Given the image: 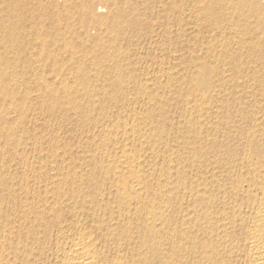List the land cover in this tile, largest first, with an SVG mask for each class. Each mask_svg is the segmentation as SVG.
<instances>
[{"label": "bare ground", "instance_id": "6f19581e", "mask_svg": "<svg viewBox=\"0 0 264 264\" xmlns=\"http://www.w3.org/2000/svg\"><path fill=\"white\" fill-rule=\"evenodd\" d=\"M140 2L0 0V40L39 41L47 45V51L57 47L49 43L53 38L61 41L66 29H75L80 10L82 24L76 34L80 42L90 45L89 51L85 48L78 58L72 55L69 69L52 65L58 74H67L70 79L72 75L71 81L77 78L78 88L69 86L65 75L58 85L48 82L42 72L28 80L50 98L57 92L63 94L62 106L72 109L74 116L71 96L89 95L94 90L93 84L91 91L83 88L91 83L89 75L78 79L81 65L90 68L92 77L103 87L148 100L144 101V111L134 113L133 118L125 116L122 122L114 116L121 124L112 121V116L95 119L89 126L86 120L77 121L84 130L92 128L86 130L91 143L84 152V145L77 141L69 146L80 149L89 160L80 157V161L70 158L66 162L67 153L63 147L62 153L57 141L53 142V153L45 157L40 146L47 138L20 129L26 119L24 106L10 86L19 84L21 75H14L8 64L0 65V264H264V112L252 113L248 129L241 127L242 121H235L234 115H228L222 125L226 137L217 143V121L221 118L208 114L216 107L222 112L229 109L227 101L214 99L216 87L231 82L226 72H264V0ZM141 6L160 8L163 18L170 16V24L163 23V30L159 29L158 36H149L148 43H158L164 35L171 37L181 43L177 53L191 59L183 63L181 56L179 61V66L193 72L180 112L185 116L182 127L187 136L176 139L182 152L170 150L171 121L169 112L163 110L164 105L167 109L171 105L170 88L179 81L177 72L170 70V64H156L152 58L150 62L155 64L148 67L154 69V76L125 77L137 63H128L122 49L118 51L120 46L114 51L117 29L106 26L136 28L146 16L140 14V9L147 11ZM84 21L96 29L98 37H90ZM62 23L65 30L59 27ZM103 36L113 39L112 45L100 44ZM3 50L11 52L13 47L7 45ZM42 57L52 58L49 53ZM106 62L111 64L104 65ZM103 66L108 68L101 73L98 67ZM237 84L248 89L259 86L252 76L243 77ZM160 89L163 92H158ZM29 96L27 93L26 101ZM152 119L157 124L149 123ZM31 152L36 154L29 157ZM143 152L147 157L141 155ZM158 159L166 164L162 162L163 169L156 168Z\"/></svg>", "mask_w": 264, "mask_h": 264}, {"label": "rangeland", "instance_id": "374dc122", "mask_svg": "<svg viewBox=\"0 0 264 264\" xmlns=\"http://www.w3.org/2000/svg\"><path fill=\"white\" fill-rule=\"evenodd\" d=\"M143 1L144 0H141V2H143ZM140 8L145 9L147 7L141 6ZM157 9H158V11L161 10L160 8H157V7L156 8L154 7L153 10H151V8H147V11H146V9H145V11L140 9V11H141V12L139 11L140 14L146 15V16H143L142 22L138 26H136V28H134V29H131V28L125 29V28H122V26H120V25L116 26V25L110 24V23H108L106 26H108V29L113 30V31L115 29H117V33H118L117 39H116L117 43H116V47L115 48L113 47L114 51H117V48H118L117 46H120V48H118V51H120L122 49L121 53L124 54L125 57L129 58L128 63H131V64L137 63L136 65H131L133 68L135 67V70L134 69L129 70L130 75H129V73H126L125 77L132 76V74H134L135 77H137L136 79H140V78L143 79V77H145V74L146 75L148 74V77L150 76L149 78H151L152 76H154L155 72L153 73L154 69H151V67L149 68L148 66L154 65L155 63L157 64V62L160 63V61H163L165 63L170 64V70L173 69L171 71H173L174 73L177 72L176 75L179 77L178 78L179 81L175 80L173 82V85H172V87L173 86L174 87L170 88L169 96H170V99H172V100H170L171 105H170V103L166 104L167 107L170 105L168 107V109L165 108L166 106L164 105L163 110H164V112H169L168 116H169L170 121H171L170 122V140H171L170 141L171 142L170 143V150H172L173 152L175 151L174 153H178V150H180L179 152H182L183 148L180 147V143H178L179 141L176 139H178L179 137H183V135H184V137L187 136V132L185 130H183V127H182L184 117H185V116L183 117V114H181L182 111L184 110L183 106H185V102L183 103L182 100L184 97H186V94L189 93V92H186V91H188V90H186V85L188 84L189 79L193 76V72H191V70H188V68H184V66H179L182 60L183 61L186 60L187 62L191 60L189 56L187 57L186 55H183V54L181 55L180 53H177V50L179 49V46L181 44L179 42V40H178V42L177 41L175 42L171 37L168 38L166 36V38H165L164 37L165 35H164L161 38L158 37L159 38L158 43L154 44V40L152 41L151 44L148 43V42H150L149 36H153V35L158 36L161 32L160 30H163L162 26L165 23L170 24V20H169L170 16H168L169 19L167 17H165L166 19L163 18L164 15L162 14V12L159 11L157 13L156 12ZM151 11H152V13H151ZM76 14H77L76 20L74 23L75 29H73L69 32H68V29H66V31L68 33L67 32L65 33L66 35L63 36L64 39L62 38L61 41L58 37H55V38H53V40H51V42H49L52 45L53 44L57 45V47L54 48V51H53V49H52V51H49V50L47 51V45L42 46V44H40L41 42H39V41H31V42L30 41H13V42L11 41L10 42L11 44H10V43H4L0 40V42H1L0 43V47H1V49H0V57H1L0 58V65L4 66V65L8 64V65L12 66L11 70H13L14 75L15 74L21 75L20 78L22 81L19 84H13L12 86H10L11 90H13L14 94L16 95V100H18V103L21 102V104H22L21 106H24L23 110H24L26 119L23 120V122H22L23 124L21 123L20 129L24 130V132L26 130L27 131L26 133L30 134V135H33L36 133L38 136L44 135L43 137L47 138V140L50 143L47 140H44V141L42 140V145L40 146L41 147L40 149H42L43 156H45V157H47L48 154L53 153V151H54L53 142L57 141L58 145L61 146L60 150H62V147H63L64 148L63 150H65V152L67 153L64 156L65 157L64 159L66 160V162H68L70 160V158H72V160H74V161H75V159L80 161L81 160V159H79L80 157H82V159H83V157H87V156H83L84 155L83 152H84V150L86 151V149H85L86 145L88 146L91 143V142H89V140L91 141L92 138L88 134L87 131L89 129H92V128H88V130L87 129L84 130V129H82V127L78 126L77 121L86 120L88 123V126H89V123L91 125L95 121V119H107V118L109 119V117H111V116H112V118H110V119H113V117L115 116L116 118H119V119L123 118L122 120L120 119V121L123 122L126 117L130 118V117L134 116L135 115L134 113H136V112H143L144 111L143 109L145 108L144 103H146L148 101V100H146L145 97H140L139 95H137V96H139L137 98V96H135L133 93H130V92L127 93V91L122 92V91H119V89L110 88V86H108V85L103 87L99 80H96V78L92 77V76H94L93 75L94 73L92 72V70L85 65H81L80 72L76 73L77 75H79V76H77L78 79H80V81H81L83 78H85L86 76L89 75V77L91 78L90 79L91 83H90V85H88V87L84 86L83 88H85V89L88 88V90H90L92 87V84H93L92 89H94V90H92V91L90 90L92 93L90 92L89 95H87V93H86V95L79 94V95H72L71 96V100L73 98L72 102L74 103V101H75V104H73V105H74V108H76L75 109L76 115L74 116L72 109L65 108L62 106V98H63L62 95L63 94L61 95L60 92H57L55 94L56 95L55 97L50 98L49 93L44 92V90H42V88H39V86H36L32 82H28V80L31 79V76H33V78H34V77H36V75L38 73L42 72L43 75L46 77L48 82L56 84V85L60 84V82H61L60 79H64L67 76V74H64V73L58 74V72H56V70H53L52 65L54 64V65H59V66H65L66 69H69L71 62H72V55H73V57L78 58L80 55L84 54V51L85 52L89 51L90 45L85 44L84 40L80 42L81 39L79 38L78 34H76V32L79 33V31H80L79 27H80V24H82V21L80 18L81 17L80 16V10H78ZM98 15L105 17L106 13H98ZM151 15L153 17H151ZM144 20H145V22H144ZM167 20H169V22ZM84 22H86V23H84ZM84 22H83V26H85V27H87L86 25L88 23L87 28H90V30H89L90 31L89 32L90 37L94 38V39L96 37H98L96 29L95 30L93 29L94 30L93 31L92 26L89 27L90 26L89 22H87V21H84ZM8 25H10V23H8ZM25 27L26 26H24V28ZM59 27H60V29L63 28L65 30L64 23L59 25ZM77 27H78V29H77ZM76 29H77V31H76ZM157 32H158V34H157ZM151 33H153V34H151ZM64 42H66L65 43L66 48L63 45ZM112 42H113V39L108 40L107 38H104V36L100 37V44L112 45ZM160 42H161V45L164 44V45H162L163 47L159 45ZM5 44L12 45L13 50L11 52L4 51L3 47L7 46ZM117 44H119V45H117ZM58 45H60L61 48H59ZM158 45L161 48H159ZM151 46H153V47H151ZM169 46H170V48H169ZM175 47H177V48H175ZM73 48L76 49V51L73 50ZM82 51H83V53H82ZM39 53H41V54H39ZM47 53H49L52 58L45 60V58L42 57V54H47ZM132 56H133V58H132ZM181 56L183 59L181 58ZM138 57H139V59H138ZM220 57H221V59L223 58V56H220ZM151 59L153 61H155L154 59H156L155 63L151 64V62H153ZM150 60H151V62H150ZM179 61H180V63H179ZM186 61L183 63H187ZM79 63H81V62H79ZM110 64H111L110 62H108V64L106 62L104 65H110ZM146 67L148 69H151L150 71L147 70L149 73L145 70V69H147ZM107 68H108V66L98 67V69H100L99 71H101V73L104 70H106ZM237 72L235 70L234 71L230 70L228 73L226 72L224 75H227L226 77H228V79H231L232 83L229 82L226 86L222 85V86H220V88L216 87L217 91L214 94L216 96V97L214 96V99H219V100L222 99L224 101H227L229 103V109L227 111L222 112L220 109L218 110L216 107L215 109H212L210 111L211 113L208 112V114H212L215 118L217 117V119L221 118L217 121V125H218L217 127H219L218 128L219 132L217 133V135H215L217 137L216 143L219 142L220 140L225 139V137H226V133L223 132L224 126H222V125L224 123L223 122L224 118L228 117V115H230V116L234 115V117H233L234 120L235 121H237V120L242 121L241 127L243 126L246 129H248L252 126L251 122H249V120H248V119H250V117H252V113H253V115H255V113L264 112L263 111L264 110V96H263L264 95V72L263 71H258V72L255 71L254 72L253 70H247V69L246 70L243 69L239 73H237ZM56 76H57V78H56ZM63 76H64V78H63ZM249 76H252L254 79L257 80V83L259 85V86H257V88L255 87L254 89H250V88L248 89L246 87L244 88L242 85L239 86L237 84V82L241 81L243 79V77L245 78V77H249ZM60 77H62V78H60ZM67 77H69V75ZM72 77L73 76L71 75V79H72ZM181 78L184 79L185 81L182 80ZM71 79L69 77V80H68L69 86L71 84H73V85H71L72 88H74V87L78 88L77 84H78L79 80L77 81V78H75L72 80L73 81L72 82ZM180 80L182 82H180ZM97 86H98V89H96ZM152 86H154V84ZM152 86H149V87L153 88ZM102 87L105 89V90H103L104 93L101 90ZM79 89H80V87H79ZM95 89L97 90V92ZM161 89L163 90V88H161ZM161 89L158 90V92L161 93V91H162ZM73 90H75V89H73ZM180 90H181V92H180ZM43 92H44V94H43ZM110 92L112 93V95ZM179 92L182 94V96H181V94H179ZM185 92H186V94H185ZM225 92H227V93H225ZM27 93H29L30 96H29V98H27V101H26L25 97H26ZM106 94H108V95H106ZM127 95L129 96V98L131 100L128 98ZM84 96H85V98H84ZM95 96H97V97H95ZM139 98H140V101L137 100ZM237 98L239 99V101ZM126 100H128L129 102ZM132 100H133V102H132ZM180 100L182 101V104H181ZM144 101H146V102H144ZM176 101H178L179 103ZM253 101H255V102H253ZM123 102H124V104H123ZM259 102H261V103L259 104ZM129 103H130V105H128ZM125 104H126V106H125ZM127 105L130 107H128ZM120 106L121 107L123 106L124 108L123 107L121 108ZM256 106H257V109L260 111H258L256 109ZM92 107H93V111H92ZM253 109H255V110H253ZM218 111H220V112L218 113ZM240 111L242 113H240ZM144 114L145 113H143L141 115L143 116ZM224 114H226V115H224ZM238 116H240V117H238ZM35 117H36V121H35ZM115 117L112 121H115V119H116ZM9 118L12 121L15 119H16L15 121H17V118L13 115H10ZM37 118H38V120H37ZM116 120H118V119H116ZM154 120L155 119L148 120V121H149V123H152V122L154 123ZM120 121H119V124H121ZM156 122H158V121H155L154 124H157ZM87 123H85V124H87ZM81 129H82V132H80ZM181 129L183 130V133H182ZM221 132H223V133H221ZM81 134H82V139H80ZM84 134H86V135H84ZM175 135L176 136L178 135V136L175 137ZM85 136H86L87 140L85 139ZM215 136H214V138H215ZM221 136L223 138H221ZM51 137H52V139H51ZM31 139L33 140V138H31ZM31 139H30L29 143L33 142ZM78 140L80 142L81 141H83V142L80 143ZM51 141H52V143H51ZM76 141H77V143L84 145V146L82 145L83 146V149H82L83 152L80 149H79L80 151L77 150L78 148H76V147L72 148L71 146H69L72 144L76 145L77 144ZM87 141H88V143H87ZM39 142L41 143V141H39ZM96 142L99 143L100 140L96 139ZM29 143L27 141V148H29L28 150L30 151L31 147H30ZM136 149H138V148H134L133 152ZM63 150H62V153H63ZM136 151L138 153L139 149ZM161 152H162V150H161ZM144 153L145 152H143L141 155L144 156L145 154H147V153H145V154ZM33 154L35 155L36 153H34V152L27 153V155L29 157L34 156ZM70 155H72L73 157H76V158L73 159V157H71ZM144 157H147V155H145ZM85 160H89V157L85 158ZM158 162H160V163H158ZM162 162H161V159H158L157 164H155L156 168H159L157 166H161L160 168L163 169L162 166L164 167L165 163L163 162L164 163L163 164ZM165 166H166V164H165ZM170 166H171V164H170ZM170 213H171V209H170ZM170 250H171V248H170Z\"/></svg>", "mask_w": 264, "mask_h": 264}]
</instances>
